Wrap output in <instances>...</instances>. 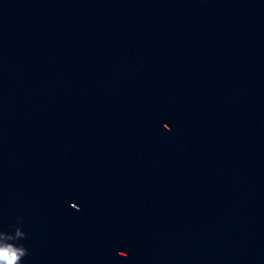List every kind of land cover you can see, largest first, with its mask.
Here are the masks:
<instances>
[{"label": "water", "instance_id": "obj_1", "mask_svg": "<svg viewBox=\"0 0 264 264\" xmlns=\"http://www.w3.org/2000/svg\"><path fill=\"white\" fill-rule=\"evenodd\" d=\"M9 247L264 264V0H0Z\"/></svg>", "mask_w": 264, "mask_h": 264}, {"label": "clouds", "instance_id": "obj_2", "mask_svg": "<svg viewBox=\"0 0 264 264\" xmlns=\"http://www.w3.org/2000/svg\"><path fill=\"white\" fill-rule=\"evenodd\" d=\"M22 254V251H21ZM18 256L10 247L8 249H0V261L7 262V264H15Z\"/></svg>", "mask_w": 264, "mask_h": 264}]
</instances>
